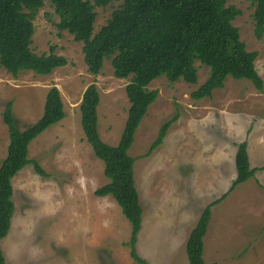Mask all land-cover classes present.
Returning a JSON list of instances; mask_svg holds the SVG:
<instances>
[{"label":"rangeland","instance_id":"rangeland-1","mask_svg":"<svg viewBox=\"0 0 264 264\" xmlns=\"http://www.w3.org/2000/svg\"><path fill=\"white\" fill-rule=\"evenodd\" d=\"M122 0L96 6L94 32L105 24ZM241 13L232 21L247 50L256 51L255 67L264 73V37L254 32V3L227 0ZM58 16L48 0L34 16L31 48L54 52L67 64L50 74L24 70L16 77L0 66V163L8 145L2 110L12 101L16 125L24 129L43 112L51 86L60 91L65 116L30 141L28 157L48 174L28 164L12 178L14 212L7 235L0 239L6 264H137L125 245L130 223L111 195L96 196L106 183L103 162L83 134L79 105L84 89L95 83L98 131L115 145L129 107L127 78L113 75L110 59L92 75L83 60L82 42L56 26ZM197 82H169L162 75L128 150L135 157L134 180L142 206L137 253L149 264H188L185 242L202 209L226 192L236 176L234 155L245 140L253 180L237 185L210 207L204 236L205 264H264V90L247 79L228 77L210 98L190 93L207 77L208 67L195 60ZM164 140L149 151L160 126L171 117ZM263 170V171H260Z\"/></svg>","mask_w":264,"mask_h":264},{"label":"trees","instance_id":"trees-1","mask_svg":"<svg viewBox=\"0 0 264 264\" xmlns=\"http://www.w3.org/2000/svg\"><path fill=\"white\" fill-rule=\"evenodd\" d=\"M44 0H0V66L16 77L24 70L50 74L67 64V58L54 52L36 53L31 48L34 16ZM58 16L56 26L82 42L83 60L92 75L100 73L104 59H110L113 75L127 78L125 93L129 101L124 126L115 145L102 140L98 131L97 106L100 95L95 83L84 89L79 105L83 134L95 157L103 162L106 183L94 190L96 196L111 195L130 223V236L125 245L137 264H149L136 249L142 222V206L134 180L135 157L128 150L135 132L157 98V89L149 84L164 75L169 82H197L195 60L208 67L206 79L190 93L193 99L210 98L222 88L228 77L247 79L258 91L264 90L263 77L255 67L256 51H249L240 39L232 21L241 13L227 0H122L97 32H94L96 6L114 0H48ZM254 3V32L264 37V0ZM7 126L8 145L0 163V239L10 229L14 212L12 178L26 165L32 164L39 175H47L35 159L28 157L30 141L65 116L57 86L46 93L41 116L24 129L14 119L12 101L2 110ZM177 115L159 128L149 151L164 140ZM236 176L228 190L202 209L185 242L188 264H205L204 235L210 220V207L219 203L238 184L254 176L258 168L250 167L245 140L237 144L234 155ZM264 168V165L263 167ZM0 264H6L0 248Z\"/></svg>","mask_w":264,"mask_h":264},{"label":"crops","instance_id":"crops-1","mask_svg":"<svg viewBox=\"0 0 264 264\" xmlns=\"http://www.w3.org/2000/svg\"><path fill=\"white\" fill-rule=\"evenodd\" d=\"M260 171H263V170H260ZM254 176H255V175H254ZM254 176H253V177H254ZM249 180H251V181H252V180H253V178H250V179H248V181H249ZM240 184H241V183H240ZM238 185H239V184H238ZM209 222H210V220H209ZM207 229H208V228H207ZM206 232H207V231H206ZM188 235H189V233H188ZM205 235H206V234H205ZM205 235H204V236H205ZM187 237H188V236H187ZM203 240H204V238H203Z\"/></svg>","mask_w":264,"mask_h":264}]
</instances>
